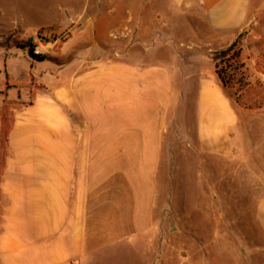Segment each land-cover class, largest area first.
I'll list each match as a JSON object with an SVG mask.
<instances>
[{
	"label": "crops",
	"instance_id": "0c3cea01",
	"mask_svg": "<svg viewBox=\"0 0 264 264\" xmlns=\"http://www.w3.org/2000/svg\"><path fill=\"white\" fill-rule=\"evenodd\" d=\"M168 4L175 14L162 16L160 21L163 30L173 26L175 33L168 38L161 32L151 34L154 9L142 15L132 13L128 23L135 33L132 42L141 37L144 58L155 44L169 46L174 41L170 64L153 60L140 64L132 52L127 92L103 86L102 76L94 72L75 82L64 77L62 87L52 89L49 97L37 95L32 104L18 111L9 136L6 178L0 185V192L8 193L12 201L0 232V264H102L105 256L112 264H122L137 242L148 248L142 264L165 261L164 248L160 243L157 247L151 237L160 231L150 219L154 169L168 90L179 84L183 74L178 72H196L197 55L208 56L212 62V72L196 78L190 88L196 91L195 100L189 103L186 99L194 110L198 139L211 151L226 144V154L230 153L233 107L253 114L254 143L243 136L250 134L252 128L247 127L239 133L237 145L244 160L241 168L250 167L246 151L255 148L256 178L264 180V105L247 110L226 98L213 60L215 51L228 47L252 22V0H168ZM188 12L199 30L197 36H190L189 50L184 52L176 46L180 41L183 45L184 39L177 35L175 15ZM142 24L145 27L138 32ZM201 34L207 36L206 41L194 40ZM105 153L112 154L107 162L113 169L116 162L118 168L124 167L117 156L126 154L125 167L132 176L139 174L134 179L141 180H104ZM121 184L128 187L113 186ZM119 192L125 200L116 199ZM257 221L264 232V197L258 202ZM119 255L124 260H114Z\"/></svg>",
	"mask_w": 264,
	"mask_h": 264
},
{
	"label": "rangeland",
	"instance_id": "374dc122",
	"mask_svg": "<svg viewBox=\"0 0 264 264\" xmlns=\"http://www.w3.org/2000/svg\"><path fill=\"white\" fill-rule=\"evenodd\" d=\"M252 5V22L241 36L246 64L243 71L248 80L264 82V72L256 66L258 55L264 52V0H252ZM149 9L155 10L154 23L149 22L153 25L151 34L161 32L168 38L175 33L173 26L165 31L160 23L162 16L175 14L168 0H0V112L11 131L18 111L32 104L37 95L49 97L52 89L62 87L64 77L75 82L84 74L96 73L102 76L103 86L113 85L127 92L132 52L140 64L145 60L170 64L174 41L169 46L155 44L145 58L141 37L132 42L135 33L129 18L132 13L142 15ZM189 14L175 15L177 35L184 39L183 45L180 41L176 46L184 52L189 50L190 36H197L199 30ZM206 37L201 34L194 40L203 42ZM194 62L196 72H178L185 78L180 76L179 84L168 90L150 218L160 231L156 238L151 235L152 242H158L157 247L160 243L165 250L162 264L188 260L195 264H264V232L257 221L264 180L256 178L255 148L246 151L249 168H241L244 160L238 151L242 129L252 128L243 136L252 144L255 141L251 135L253 114L233 107L235 123L229 133L234 147L230 153L226 154V144L212 151L204 147L196 135L194 110H190L186 99L189 103L195 100L196 91L190 88L195 86L196 78L212 72V62L203 54L197 55ZM220 85L226 98L235 103V90ZM10 155L8 140L0 147V185L5 182ZM110 155L103 154L104 180H141L134 179L139 174L132 176L125 167L126 154H113L121 160L120 166L124 162L122 168L116 162L114 169L107 162ZM122 194L117 193L116 199L125 200ZM11 204L8 193L1 190L0 232ZM143 244L137 242L122 264H142V254L148 250ZM114 260L124 259L119 255ZM102 264H112L109 256Z\"/></svg>",
	"mask_w": 264,
	"mask_h": 264
},
{
	"label": "trees",
	"instance_id": "16d2710c",
	"mask_svg": "<svg viewBox=\"0 0 264 264\" xmlns=\"http://www.w3.org/2000/svg\"><path fill=\"white\" fill-rule=\"evenodd\" d=\"M241 36L228 47L219 49L213 53L215 73L223 86L231 87L235 90L236 103L247 110H256L264 105V82L256 79H247L243 69L245 60L241 46ZM256 66L264 72V52L258 55ZM7 87H10L7 82ZM1 130L0 147L8 143L11 127L6 125V117L0 112Z\"/></svg>",
	"mask_w": 264,
	"mask_h": 264
}]
</instances>
